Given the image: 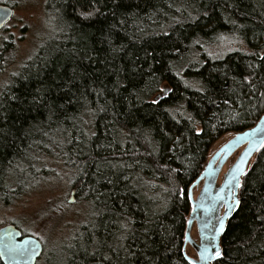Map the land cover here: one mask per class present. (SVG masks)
Instances as JSON below:
<instances>
[{"label": "trees", "instance_id": "16d2710c", "mask_svg": "<svg viewBox=\"0 0 264 264\" xmlns=\"http://www.w3.org/2000/svg\"><path fill=\"white\" fill-rule=\"evenodd\" d=\"M50 9L53 33L0 92V201L33 188L51 156L91 206L55 264H189V187L220 138L264 114V0ZM239 197L214 264H264V147Z\"/></svg>", "mask_w": 264, "mask_h": 264}, {"label": "rangeland", "instance_id": "374dc122", "mask_svg": "<svg viewBox=\"0 0 264 264\" xmlns=\"http://www.w3.org/2000/svg\"><path fill=\"white\" fill-rule=\"evenodd\" d=\"M52 0H0L15 8L12 20L0 34V92L37 52L40 44L53 33ZM234 134L220 138L212 147L213 154L226 144ZM235 157L230 160V165ZM44 166L38 183L14 202L0 201V229L15 224L26 234L40 239L44 257L38 264H55L66 259L67 247L86 223L91 206L76 200L69 203L74 171L51 156L42 159ZM226 169V168H225ZM193 239L198 240L194 227ZM187 254L195 258L189 246Z\"/></svg>", "mask_w": 264, "mask_h": 264}, {"label": "water", "instance_id": "95a60500", "mask_svg": "<svg viewBox=\"0 0 264 264\" xmlns=\"http://www.w3.org/2000/svg\"><path fill=\"white\" fill-rule=\"evenodd\" d=\"M14 12L11 7L0 6V33L11 21ZM264 147V114L251 128L235 133L229 141L219 148L211 158L207 160L204 168L188 190L190 212L186 224V232L183 244V255L190 264H214L220 257H215V250L222 253L221 239L227 229L228 223L234 216L238 207L229 212V205L234 200L240 201V190L243 178L249 168ZM237 157L230 165V160ZM226 168V171L224 169ZM221 180V181H220ZM75 191L70 194L69 203L74 202ZM240 205V204H239ZM223 218L224 227L219 228V220ZM196 228L198 240L193 239L192 230ZM21 232L10 225L0 230V247L15 245L21 248L27 247L30 255L17 257L15 264H35L43 253L41 242L34 237L21 239ZM205 237L207 239H205ZM208 246L209 251L204 252L201 244ZM191 247L196 257L187 254ZM4 264H13L7 255L2 259Z\"/></svg>", "mask_w": 264, "mask_h": 264}, {"label": "snow or ice", "instance_id": "6c2138e0", "mask_svg": "<svg viewBox=\"0 0 264 264\" xmlns=\"http://www.w3.org/2000/svg\"><path fill=\"white\" fill-rule=\"evenodd\" d=\"M162 91H165L164 89H162ZM153 103H156V101H153ZM178 194L179 195H183V189L178 190ZM240 204V201L238 199L234 200L233 204L229 205V212L232 211V209L234 207H238ZM224 227V220L223 218H221L219 220V228L222 229ZM205 239H207L205 237ZM201 247L203 249V251L201 252V258H205L204 257V252H208L209 248L207 245L205 244H201ZM5 255H7L9 257V259L11 261H13V264H15V261L17 259V257H23V256H28L30 255V250L27 247H19V246H15V245H4L3 247H0V259H3L5 257ZM222 255V253L217 249L214 252V256L215 257H220ZM190 264H192V262H190Z\"/></svg>", "mask_w": 264, "mask_h": 264}, {"label": "flooded vegetation", "instance_id": "af4514ba", "mask_svg": "<svg viewBox=\"0 0 264 264\" xmlns=\"http://www.w3.org/2000/svg\"><path fill=\"white\" fill-rule=\"evenodd\" d=\"M1 5H6V6L11 7L12 10H13V12H14V14H15V8H14V6H12L11 4H9V3H0V6H1ZM11 20H12V19H11ZM10 225L15 226V228L18 229V230L21 232L22 236H21V239H20V240H22V239L25 238V237H34V236H32V235H28V234H26L22 229H20V228L17 227L16 225H14V224H10ZM10 225H8V226H10ZM35 238L38 239L37 237H35ZM38 240L40 241V239H38ZM40 242H41V241H40ZM41 244H42V243H41ZM42 246H43V244H42ZM43 257H44V247H43V253H42V255L36 260L35 264H38L39 259H40V258H43ZM0 264H4V262L2 261V259H0Z\"/></svg>", "mask_w": 264, "mask_h": 264}, {"label": "bare ground", "instance_id": "6f19581e", "mask_svg": "<svg viewBox=\"0 0 264 264\" xmlns=\"http://www.w3.org/2000/svg\"><path fill=\"white\" fill-rule=\"evenodd\" d=\"M258 122V121H257ZM204 168V167H203Z\"/></svg>", "mask_w": 264, "mask_h": 264}]
</instances>
